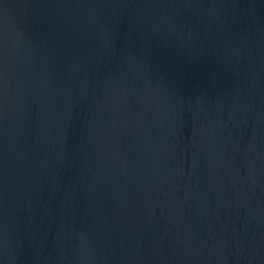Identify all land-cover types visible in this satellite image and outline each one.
Wrapping results in <instances>:
<instances>
[{
    "label": "water",
    "instance_id": "95a60500",
    "mask_svg": "<svg viewBox=\"0 0 264 264\" xmlns=\"http://www.w3.org/2000/svg\"><path fill=\"white\" fill-rule=\"evenodd\" d=\"M0 264H264V0H0Z\"/></svg>",
    "mask_w": 264,
    "mask_h": 264
}]
</instances>
